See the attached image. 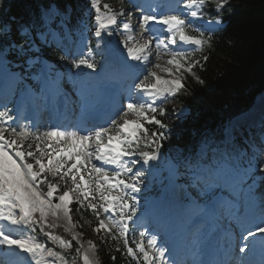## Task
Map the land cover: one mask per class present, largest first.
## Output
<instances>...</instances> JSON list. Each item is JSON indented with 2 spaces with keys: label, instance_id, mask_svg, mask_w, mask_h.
I'll list each match as a JSON object with an SVG mask.
<instances>
[{
  "label": "snow or ice",
  "instance_id": "snow-or-ice-1",
  "mask_svg": "<svg viewBox=\"0 0 264 264\" xmlns=\"http://www.w3.org/2000/svg\"><path fill=\"white\" fill-rule=\"evenodd\" d=\"M206 2L219 10L228 0H174L171 5L168 0L154 5L127 0V8L115 12L104 4L103 15L99 0H91L96 38L103 40L102 33L112 36L121 25L126 34L109 50L113 63L106 66L104 76L73 79L68 73L75 95L70 109L71 97L63 87L65 74L39 56H28L41 51L37 40L49 46L62 41L57 29L64 27V20L58 21V5L48 0L30 10L27 19L9 16L4 20L11 4L0 0V90L7 89L14 97L18 94L22 101L19 109L11 110L0 103V246H4L0 264H69L60 251L37 239V230L60 249H72L77 242L75 252L80 255V234L73 230L82 225L74 222L73 212L81 218L89 213L95 217L93 232L101 246L109 240L122 242L116 252L137 261L142 255L145 264H264V227L258 226L264 224V163L258 164L255 156L248 157L237 147L231 127L219 135L201 136L195 149L177 148L175 157L165 161L172 191L166 203L146 200L141 205L137 195L152 171L151 162L161 160L164 144L171 139L172 129L157 118L167 114L162 105L180 94L191 95L185 73L204 84L193 70L203 68L194 55L211 41L213 25L221 24L200 11ZM169 7L180 14L158 15V9ZM182 15L191 19L186 22ZM134 18L140 38L132 34ZM194 20L205 21L207 38ZM186 29L198 35H188ZM13 30L20 40L12 38ZM64 35L71 39L67 32ZM180 44L195 48L180 50ZM10 56L15 57L14 63ZM10 64L23 68V73L13 72ZM72 65L93 72L98 68L86 56L74 59ZM116 78L129 82L113 94L104 82ZM124 97L126 105L121 104ZM39 108L65 119L75 115L77 124L73 130H67V125L64 130L50 126L41 135L30 134L31 122L21 125L19 121L28 119L25 112ZM146 124L157 126L156 130L149 131ZM25 141H36L35 150L32 143L22 148ZM177 219L182 225L179 233ZM61 222L71 239L53 234ZM237 230L240 243L231 249ZM137 232L147 238L146 245L133 239L135 246H130L129 236ZM88 244L98 250L94 242ZM146 247L152 249L151 256ZM221 252L223 258H219ZM110 258L115 264L116 256ZM82 259L84 264H95L87 251Z\"/></svg>",
  "mask_w": 264,
  "mask_h": 264
},
{
  "label": "trees",
  "instance_id": "trees-1",
  "mask_svg": "<svg viewBox=\"0 0 264 264\" xmlns=\"http://www.w3.org/2000/svg\"><path fill=\"white\" fill-rule=\"evenodd\" d=\"M53 1L60 6L67 0ZM7 2L11 4V10L3 17L4 20L9 16L27 19L30 10H35L37 5L47 3L48 0ZM214 6L211 4L209 9L212 10ZM221 10L224 18L230 22L225 30L204 46L198 58L203 68L197 66L193 69L204 80V84L197 83L194 77L185 73L186 86L191 95H178L170 105L164 107L166 115L157 114L158 119L172 129L170 140L176 144L187 141L189 135L204 124L214 123L223 115L228 116L239 110L264 89V0H228ZM12 38L21 39L16 36L15 30ZM39 54L42 59L57 57L54 52L44 49ZM204 56L208 57L207 61L203 60ZM184 106L189 113L183 118H176L173 114ZM151 127L149 131L156 130L155 125ZM73 220L82 225L79 229L83 236L95 240L93 242L98 246L99 264H113L111 256H116L115 264H139L126 254L121 255L115 251L117 244L122 246V242L109 240L107 245H100L98 234L93 232L96 220L90 213L81 218L80 214L73 212ZM64 232L61 229L55 230L62 237L66 236ZM134 240L137 241V238Z\"/></svg>",
  "mask_w": 264,
  "mask_h": 264
},
{
  "label": "rangeland",
  "instance_id": "rangeland-1",
  "mask_svg": "<svg viewBox=\"0 0 264 264\" xmlns=\"http://www.w3.org/2000/svg\"><path fill=\"white\" fill-rule=\"evenodd\" d=\"M121 30H123L122 27H121ZM137 32L139 33L140 31H137ZM123 34H124V32H123ZM109 43H110V41L109 42H105V46L104 47H108ZM162 61L164 62V60H161V63H163ZM153 62H155L154 58H153ZM153 70L155 71V69H153ZM165 78H167V76H165ZM139 79H143V75H140ZM136 82H139V80H137ZM259 104L261 105L260 107L264 108V94L259 97ZM180 112H179V114H180ZM263 113H264V111H263ZM260 114H261V111L259 110L254 115L257 116V115H260ZM237 119L238 118L234 119L232 121V123L235 124ZM238 123H240V122H238ZM231 126H233V125H231ZM68 130H73V129H68ZM42 132L44 133L46 131L42 130ZM43 133H41V134H43ZM22 148H23V146H22ZM108 167L111 168L112 166H108ZM151 175H152V172H150L148 174V176H147L148 180H151ZM167 176H168L167 171H165V173H161L159 171V175H157V178L161 182L164 181V180L166 182L164 183L163 186L158 185L157 183H155L153 185H149V186L147 185L145 189H143L140 193L137 194L140 197V200H141V198H143L144 202L147 200V201H150V202L160 203L161 199H162V197L164 195L163 194L164 191L166 192V194H172V191L169 188ZM154 192H157V194H154ZM153 194L155 195V197L152 196ZM57 228H63L62 222H61V226L57 227ZM73 231L76 232L77 234H80L79 235V243L83 245V248L81 249L80 255H77V254L72 255V254L68 253L71 249H60L61 254L65 255L66 259L69 261V264H73V259H76V258L82 259L83 253L85 251H87L90 259H92L95 262V264H98V261H97V249H90L89 248V244H88V241H92V242L95 241V240H93V237H85V236H83V234H81V232H80L81 230L79 229V227H76ZM65 235L66 236L62 237V238H64V239H71L72 238L71 237V233L66 232ZM51 243H52V245L54 247L56 246V244H54L53 242H51ZM142 243H144L146 245L147 244V238H144V241ZM73 244H75L77 246V242H74ZM3 247L4 246H0V249H3ZM146 250L149 251L150 256H151L152 249L146 247Z\"/></svg>",
  "mask_w": 264,
  "mask_h": 264
},
{
  "label": "bare ground",
  "instance_id": "bare-ground-1",
  "mask_svg": "<svg viewBox=\"0 0 264 264\" xmlns=\"http://www.w3.org/2000/svg\"><path fill=\"white\" fill-rule=\"evenodd\" d=\"M104 86L107 87V88H109L111 90V92H113V87H116L117 84H116V82H114V81L111 80V81L104 82ZM260 106L261 105L259 104L257 107H260ZM247 115H248L247 113H243V115H241V116L238 117V119L236 120V123H238V122H244V120L247 118ZM232 124H234V123H232Z\"/></svg>",
  "mask_w": 264,
  "mask_h": 264
}]
</instances>
